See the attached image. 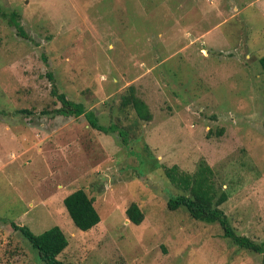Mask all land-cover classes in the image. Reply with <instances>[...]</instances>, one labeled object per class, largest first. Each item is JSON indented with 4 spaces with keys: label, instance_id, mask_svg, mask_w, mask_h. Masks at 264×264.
Here are the masks:
<instances>
[{
    "label": "rangeland",
    "instance_id": "rangeland-1",
    "mask_svg": "<svg viewBox=\"0 0 264 264\" xmlns=\"http://www.w3.org/2000/svg\"><path fill=\"white\" fill-rule=\"evenodd\" d=\"M263 55L264 0H0V264H46L12 222L59 226L65 264H264L170 210L166 175L206 160L236 232L264 243ZM54 84L102 129L55 118ZM79 188L101 216L86 231L64 204Z\"/></svg>",
    "mask_w": 264,
    "mask_h": 264
},
{
    "label": "trees",
    "instance_id": "trees-1",
    "mask_svg": "<svg viewBox=\"0 0 264 264\" xmlns=\"http://www.w3.org/2000/svg\"><path fill=\"white\" fill-rule=\"evenodd\" d=\"M12 18L17 20L16 14ZM18 28L22 34L23 31H21L20 25ZM260 64L264 71V55L260 58ZM49 77L54 80L51 73H49ZM52 92L62 104L55 110L54 115L61 114L76 117L84 115L93 127L102 129L101 126H97L94 122L96 119L88 117L89 114L94 113L88 111L82 102L71 100L66 93L60 92L55 84ZM123 101L124 104H132L140 118L144 120L151 119V112H149L148 106L142 99L131 94L130 96H123ZM112 131L116 132L117 130ZM166 175L177 187L183 189V193L169 199L168 208L170 210H176L184 206L190 215L197 220L219 223L225 237L241 248L262 254L264 263V243H258L247 236L238 234L221 207L228 196L225 191H218L214 169L206 160L200 162L198 169L194 173L182 171L177 165H174L166 168ZM64 204L74 223L81 230L92 229L101 221L100 213L94 205V199L88 195L84 188H79L66 196ZM126 214L130 221L135 224H140L145 218L144 212L137 203H132L127 208ZM11 225L28 239L32 247L38 251L39 257L43 262L46 264H65L58 256L67 248L69 242L64 231L59 226H54L41 234H35L26 225H19L15 222H12Z\"/></svg>",
    "mask_w": 264,
    "mask_h": 264
},
{
    "label": "crops",
    "instance_id": "crops-1",
    "mask_svg": "<svg viewBox=\"0 0 264 264\" xmlns=\"http://www.w3.org/2000/svg\"><path fill=\"white\" fill-rule=\"evenodd\" d=\"M83 118V119H87L86 118V116H78V117H76V116H64V115H57L55 118H62V119H64L65 120V118L66 119H79V118ZM75 131V130H74ZM72 140H73V142H71V143H69V144H67L66 146H68V147H70V146H76V142H77V147H79L80 146V144H79V142L77 141V140H75V137H73V138H71ZM70 139V141H72ZM49 144V143H48ZM61 147V146H60ZM65 147V146H64Z\"/></svg>",
    "mask_w": 264,
    "mask_h": 264
}]
</instances>
